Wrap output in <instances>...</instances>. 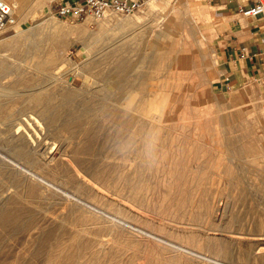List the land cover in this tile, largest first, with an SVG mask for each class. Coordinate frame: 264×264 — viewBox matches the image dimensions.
<instances>
[{"label":"rangeland","instance_id":"obj_1","mask_svg":"<svg viewBox=\"0 0 264 264\" xmlns=\"http://www.w3.org/2000/svg\"><path fill=\"white\" fill-rule=\"evenodd\" d=\"M156 1L154 10L146 4L129 15L87 18L91 31L102 29L103 36L87 50L81 42L67 45L53 63L47 61L52 49L26 46L29 31L45 19L64 27L87 20L53 15L55 0L42 17L19 13L17 25L27 28L26 36H17V25L0 33V190L7 192L0 201L6 199L4 208L15 215L0 225V264H55L59 258L56 264H264V63L256 73L250 68L242 75L247 62L240 54L225 59L248 34L235 31L247 28V19L238 14L235 0ZM145 24L150 31L163 33L166 27L172 33L161 40L160 102L157 82L143 83L137 74L153 72L141 55L157 46L146 36V44H137L143 32L122 39ZM13 38L18 43L7 45ZM186 53L187 61L182 60ZM116 56L130 58L138 69L133 72L138 89L149 87L142 108L159 116L155 125L148 114L142 129L130 121L126 103H138L139 95L121 94L107 81ZM129 75L123 80L133 78ZM66 91L74 98L69 100ZM84 100L94 102L97 137H84L77 125L63 129L60 121L57 127L47 123V106L78 109ZM4 155L132 226L68 200ZM29 221L32 228L13 230Z\"/></svg>","mask_w":264,"mask_h":264},{"label":"bare ground","instance_id":"obj_2","mask_svg":"<svg viewBox=\"0 0 264 264\" xmlns=\"http://www.w3.org/2000/svg\"><path fill=\"white\" fill-rule=\"evenodd\" d=\"M11 5H12V7H13V9H12V19H13V23H12V27L13 26H15V25H17V19H18V15H19V13H21V12H24V11H28V13H29V16L28 17H34V18H36V17H40L41 15H43L44 13H46V12H48L49 11V9H48V7H47V5H48V3L51 1V0H7ZM148 5H149V9L150 10H154L155 8H157V6H158V3H157V1L156 0H151V1H149L148 3H147ZM192 10V9H191ZM27 13V12H26ZM25 14V13H24ZM111 14H114V13H111ZM111 14H107L106 16H108V15H111ZM177 14V13H176ZM178 15V14H177ZM106 16H104L103 18H105ZM179 16V15H178ZM42 17V16H41ZM90 18L92 17V18H94V19H98V18H95V17H93V16H89ZM89 17H87V18H89ZM86 18V19H87ZM102 18V19H103ZM92 20V19H91ZM19 21V20H18ZM166 21V20H165ZM164 21V22H165ZM186 21V20H185ZM89 22H90V19H87L86 20V22H84V24H80V25H78V26H73V27H64L63 25H61V24H59L58 22H56L55 20H50V19H45V20H43L40 24H39V29L38 30H35V31H29V33L27 34V36H26V32H27V28H24V26H22L21 24V22L19 21L18 22V25H17V28H18V30H17V36L18 37H20V36H26V46L27 47H29L30 49H32V50H36V49H42V51H43V49H47V47L48 48H50V49H52L53 51L52 52H50L49 54H48V56H47V61H48V63H53L54 61H57L58 60V58H59V55L63 52V50L65 49V47L67 46V45H72V44H74V43H76V42H81L82 44H83V48L84 49H89L90 47H91V45H93L92 44V42L94 41V40H97V39H99V38H101L102 36H103V31H102V29H99L98 31H96V32H93V31H91V29H90V27H89ZM167 22H168V20H167ZM166 23V22H165ZM91 24V23H90ZM164 24V23H163ZM167 24H169V23H167ZM170 25V24H169ZM162 29H164L162 32L163 33H156L155 32V30H149L148 29V27H146V24L145 25H142V26H140V27H137V28H133V30H132V32H130V33H127V34H124L123 35V37H122V39H124V40H126L127 41V39H129V37L128 36H130L131 34H133V33H141V32H143V36H138L137 38H135V41L137 42V44H139V45H143V43H145L144 42V38H145V36H146V38H148V41H151L153 44L152 45H154V47L155 46H157L156 48H155V52H153V53H146V54H144V55H141V59H142V61L145 59V58H147L152 64H153V67H154V70H153V72L152 73H147V72H145V71H139L137 74H140V76H141V79L143 80V83H145L146 82V80L147 79H152L151 81H156L157 82V84L156 85H154V87H155V90H156V92H157V95H156V93H155V97H156V99H157V101L155 100V99H153L154 101H156V102H158L159 101V98H160V93H159V90H160V87H159V84H161V82L159 83V79H161V78H159L158 79V72H159V66H158V62H159V60L163 57L162 56V54H161V49H162V46H163V41L161 42V40L162 39H166V37H167V39H169V37L170 36H167V35H171L172 33H171V31L170 30H166V27H164V28H162ZM161 32V31H160ZM167 34V35H166ZM137 36V35H136ZM135 36V37H136ZM165 37V38H164ZM134 38V37H133ZM153 38V39H152ZM188 38V37H187ZM186 38V39H187ZM121 39V40H122ZM120 40V41H121ZM189 40V39H188ZM199 40V39H198ZM146 41V40H145ZM195 41V40H194ZM16 39H11V40H9L8 42H7V45H11V44H13V43H15L16 44ZM133 42V41H132ZM199 42V44H200V41H198ZM197 42V43H198ZM5 43H6V41H5ZM18 43V42H17ZM20 43H22L23 44V42H20ZM147 43V42H146ZM145 43V44H146ZM195 43V42H194ZM47 44H48V46H47ZM144 44V46L143 47H145L146 45ZM196 44V43H195ZM196 46V45H195ZM199 46H201V44L199 45ZM194 47V46H193ZM139 48H140V46H139ZM177 48V47H176ZM200 49H202L203 50V47L201 46V47H199ZM105 49V48H104ZM147 49V48H146ZM182 49H183V47H182ZM141 50V49H140ZM153 50V49H152ZM152 50L150 51V52H152ZM37 51V50H36ZM142 51H144V50H142ZM101 52H103V51H101ZM183 52V51H182ZM34 53V52H33ZM112 53V52H111ZM137 53V52H136ZM40 54V53H39ZM115 54V53H114ZM187 55L186 56H184V54H182L184 57L182 58V60H185V61H187V59H188V55H189V53H186ZM193 55V54H192ZM42 56V55H41ZM111 57V56H110ZM182 57V56H181ZM115 59V58H114ZM133 59V58H132ZM178 60V59H177ZM164 61V60H163ZM108 62H110V58L108 59ZM133 62H135V61H133ZM182 63V62H181ZM72 64V63H71ZM163 64H164V62H163ZM183 64V63H182ZM37 65H40V64H37ZM136 65H138V64H136ZM168 65V64H167ZM187 65V64H186ZM73 66H74V68H77V65L76 64H73ZM164 66V65H163ZM169 66V65H168ZM183 66L184 67H186L184 64H183ZM195 66V65H194ZM187 68H188V66H187ZM186 68V69H187ZM6 69V68H5ZM135 67L133 68V66H132V61H131V59L130 58H128V57H122V56H116V59H115V61H114V64H113V66L112 67H110V69H109V71H108V73L107 74H105V76H106V79H107V81L109 82V83H111V84H113V85H115V86H117V88L119 89V93H124L125 94V92H130V94H135L134 95V97L135 96H137L136 94H138L139 95V99H138V103H134V102H132L131 100H129L127 103H126V105L128 106V110H129V112H130V114H131V116H130V118H131V120L130 121H134V122H136L139 126H140V128L142 129V125H143V123H144V119H145V117L147 116V112H145V108L143 107L142 108V105H143V103L145 102V100H146V94H144V91L145 90H148L149 89V87L147 86H144L143 87V89H140V87H139V89H138V87L136 86V82H135V78H134V76H136L134 73H135V70L136 71H138V69H135ZM189 69V68H188ZM11 70V69H10ZM104 70V69H103ZM103 70L101 71L100 70V74H104V72H103ZM197 71V70H196ZM4 72V71H3ZM134 72V73H133ZM162 72V71H161ZM173 72V71H172ZM5 73H7V72H5ZM125 73H129L130 75L129 76H131L132 75V77L133 78H130V79H127V80H123V75L125 74ZM187 73V72H186ZM161 74H163V73H161ZM172 75V74H171ZM165 76V75H164ZM160 77V76H159ZM59 79V78H58ZM164 79V78H163ZM122 80H123V82H122ZM171 80V79H170ZM53 82V81H52ZM91 84V83H90ZM33 86V85H32ZM94 86V85H93ZM163 86H164V84H163ZM173 87V86H172ZM162 89V88H161ZM164 90H165V88H163ZM36 90V89H35ZM138 90H140V92L138 91ZM24 91V90H23ZM32 91V90H31ZM33 92V91H32ZM49 92V91H48ZM53 92V91H52ZM66 92H69V91H66ZM145 92H147V91H145ZM50 93V92H49ZM54 93V92H53ZM64 93V92H63ZM24 94V93H23ZM34 94H37V91H34ZM58 94V93H57ZM67 94V93H66ZM128 94V93H127ZM169 94H170V92H169ZM17 96V95H16ZM53 96H55V95H53ZM57 96V95H56ZM59 96V95H58ZM64 96V95H63ZM67 96H69L70 97V99L69 100H71V98L73 99L74 98V96H75V93L74 92H69L68 94H67ZM125 97H126V95H124ZM170 96V95H169ZM154 97V98H155ZM66 98V97H65ZM68 98V97H67ZM131 98V97H130ZM48 99V98H47ZM51 99V98H50ZM162 99V98H161ZM166 99V98H165ZM49 100V99H48ZM127 100V99H126ZM163 100V99H162ZM167 100H168V98H167ZM52 100H50V102H51ZM161 101V100H160ZM159 101V102H160ZM165 101V100H164ZM48 102V101H47ZM49 102V103H50ZM53 103V102H52ZM69 103L71 104V102L69 101ZM165 103V102H164ZM167 103H168V101H167ZM56 104V103H55ZM65 104V103H64ZM64 104H61L62 105V107H65L64 106ZM70 104H67V105H70ZM72 104H74V103H72ZM44 105H46V104H44ZM43 105V106H44ZM53 105H54V103H53ZM60 105V104H59ZM58 105V106H59ZM77 105H78V103H77ZM147 105V104H146ZM161 105H162V102H161ZM170 105V104H169ZM173 105V104H172ZM47 106V105H46ZM45 106V107H46ZM50 106V107H49ZM49 106H47L48 107V109L47 108H45L44 110V115L46 116V120H47V123L49 124V125H55V123L57 124H59V121H60V124H61V126H62V128L63 129H70L73 125H77L76 127H79V128H84L83 130L86 132V133H84V137H89V139H90V137L91 138H93V137H97V135L96 136H94L95 135V130L93 129V125H95V123L97 122V120H98V115L96 114V112H95V108H94V102L93 101H90V100H84L83 102H80V104H79V106L77 107L78 109H72V108H70L69 106L68 107H66L65 109H62V110H58V109H56V108H54V107H51L52 105H49ZM145 106V105H144ZM160 106V105H159ZM166 107V106H165ZM164 107V108H165ZM59 108V107H58ZM169 108V107H168ZM163 109V108H162ZM41 110H42V108H41ZM127 110V109H126ZM40 111V110H39ZM152 111V110H151ZM164 112V111H163ZM170 112V111H169ZM8 113H10V112H8ZM103 113V112H102ZM172 113V112H171ZM12 114V113H11ZM129 115V114H128ZM148 116H152L151 117V120L153 121V124L155 125V122H157V118L159 117V116H153V115H151V114H148ZM161 116V115H160ZM162 117H164V116H162ZM34 118V117H33ZM36 118V117H35ZM170 118V117H169ZM4 119V118H3ZM44 121H45V118L43 119ZM110 121V120H109ZM152 121H151V124H152ZM159 122V121H158ZM127 124V123H126ZM163 124V123H162ZM128 125V124H127ZM133 125V124H132ZM106 126V125H105ZM111 126V125H110ZM54 127H57L56 125L54 126ZM157 127V126H156ZM26 128V127H25ZM86 128H88L87 130H86ZM122 128V127H121ZM130 129V128H129ZM131 129H132V127H131ZM137 129V128H136ZM159 129V128H158ZM51 130H52V128H51ZM82 130V131H83ZM94 130V131H93ZM28 131H29V129H28ZM48 131V134L49 133H51V131L49 132V130H47ZM83 131V132H84ZM144 131V130H143ZM18 132V131H17ZM134 132V131H133ZM28 133V132H27ZM55 133V132H54ZM82 133V132H81ZM141 133V132H140ZM74 134V133H73ZM142 134V133H141ZM146 134V133H145ZM55 135V134H54ZM156 135V134H155ZM106 136H109V135H106ZM159 136V135H158ZM37 137V136H36ZM160 137V136H159ZM161 138V137H160ZM197 138V137H196ZM195 138V139H196ZM28 139V138H27ZM148 139V138H147ZM154 139V138H153ZM162 139V138H161ZM30 140V139H29ZM32 140L33 141H36L34 138H32ZM104 140V139H103ZM152 140V139H151ZM169 140V139H168ZM47 141H49V140H47ZM161 142V141H160ZM154 143V142H153ZM156 143V142H155ZM180 143V142H179ZM156 144H158V142L156 143ZM160 144V143H159ZM146 145V144H145ZM162 145V144H161ZM152 146H153V144H152ZM164 146V145H163ZM26 152V151H25ZM27 153V152H26ZM144 153V152H143ZM143 153H142V155H143ZM147 154V152L146 153H144V155L143 156H145ZM46 155V154H45ZM150 156V155H149ZM4 157L5 158H7L16 168H19V169H21L26 175H28V176H35V177H38V180H40L41 182H43V183H45V185L46 186H48V187H50V189H53L54 191H56V192H58V193H61L62 195H64L66 198H68V200H71V201H73V202H75V203H77V204H81V205H84V206H86L87 208H89V210H91L92 212H94V213H97V214H99V215H102V216H105V217H107L108 219H111L112 221H115V222H117L118 224H121V225H127V226H132V225H129L128 223H126L125 222V220H123V219H121V218H119L117 215H113V214H109V213H107V212H105V211H102V210H100V209H98L97 208V206L96 205H93V204H91V203H89V202H87L86 200H83L82 198H80V197H78V195H75V194H73V193H69V192H67V191H63V190H61V189H59L58 187H56L55 185H54V183H51L50 181H48L43 175H37L36 174V172H34V171H32L31 169H29V168H27V167H25V166H23L22 164H21V162H18V161H16L15 159H11V158H8V157H6L5 155H4ZM146 157V156H145ZM32 164V163H31ZM177 166V165H176ZM171 167V166H170ZM151 169H152V166H151ZM179 170V169H178ZM172 172V171H171ZM186 172V171H185ZM198 173H200V172H198ZM190 174V173H189ZM177 175H178V173H177ZM185 176V175H184ZM191 176V175H190ZM34 177V178H35ZM185 178V177H184ZM189 178V177H188ZM37 179V178H36ZM178 180H179V178H178ZM186 180V179H185ZM184 180H182V182H183ZM190 183V182H189ZM179 184H181V183H179ZM182 184H184V183H182ZM2 185H3V183H2ZM8 185V184H7ZM11 185V184H10ZM9 185V186H10ZM194 185V184H193ZM4 186H6V184L4 185ZM3 186V187H4ZM179 186V185H178ZM182 186V185H181ZM188 186H189V184H188ZM2 187V188H3ZM8 187V186H7ZM187 187V186H186ZM192 187V186H191ZM195 187V186H194ZM193 187V188H194ZM6 188V187H5ZM10 188V187H9ZM184 189V188H183ZM192 190V189H191ZM7 191H8V188H7ZM33 191H35V190H33ZM0 197L2 196V195H4V193H7L6 192V190L5 191H3V189H1L0 190ZM28 193V192H27ZM200 194V193H199ZM13 195V194H12ZM193 197V196H192ZM30 198V197H29ZM194 200V199H193ZM7 200L6 199H3V200H1L0 201V225L1 226H5L6 224L3 222L4 220H6L9 216H15V215H11L10 213H8V211L4 208L5 206H8V204H7ZM9 203H10V201H9ZM11 204V203H10ZM64 207H65V205H64ZM223 207V206H222ZM5 211H7L6 213H5ZM31 215V214H30ZM33 216V215H32ZM28 217H30V216H28ZM34 217V216H33ZM14 219H16L17 217H13ZM32 218V217H31ZM31 218H29V219H31ZM9 219V218H8ZM35 219V218H34ZM33 221V220H32ZM32 221H29V223H27V224H25V227L24 226H22V225H20V224H22V223H20V224H14V227H13V230H15V229H20V228H23V230H26L27 228H30L32 225H33V222ZM16 222V221H15ZM24 225V224H23ZM31 225V226H30ZM35 225V224H34ZM9 228V227H8ZM32 228V227H31ZM135 229V228H134ZM49 233V232H48ZM48 233H46V234H48ZM30 234V233H29ZM151 236V235H150ZM154 237V236H153ZM156 237V236H155ZM24 238V237H23ZM60 238V237H59ZM157 239H158V237H157ZM160 239V238H159ZM161 240V239H160ZM62 241V240H61ZM92 241V240H91ZM162 241V240H161ZM163 242V241H162ZM165 243H167L168 245H172L173 247H176V248H180V246L179 245H174V244H172V243H168L167 241H164ZM58 243V242H57ZM72 243V242H71ZM70 243V244H71ZM78 243V242H77ZM93 243V242H92ZM96 243V242H95ZM100 243V242H99ZM60 244H62V242H60ZM63 245H64V243H63ZM73 245V244H72ZM90 245H92V244H90ZM42 246H44L43 244H42ZM41 246V247H42ZM74 246V245H73ZM76 246V248H77V245H75ZM85 246V245H84ZM82 247V248H86V246L85 247ZM93 246V248H94V245H92ZM95 246H98V244L96 245L95 244ZM54 247V246H53ZM52 247V248H53ZM44 248V247H43ZM51 248V247H50ZM49 248V249H50ZM51 248V249H52ZM79 248V247H78ZM92 248V249H93ZM55 249H56V247H55ZM63 249H65V248H63ZM89 249V248H88ZM87 249V250H88ZM98 249H99V246H98V248L97 249H95V250H97L98 251ZM103 249H104V247H103ZM181 249H182V247H181ZM47 250V249H46ZM54 249H52V251H53ZM78 250V249H77ZM82 250V249H81ZM183 250V249H182ZM186 252L188 251L187 249H184ZM61 251V250H60ZM79 251V250H78ZM84 251H86V249L85 250H83V252L82 253H84ZM90 251L92 252V250H91V248H90ZM89 251V252H90ZM57 252V251H56ZM62 252V251H61ZM80 252V251H79ZM90 252V253H91ZM42 253V252H41ZM53 253H55V252H53ZM57 253H60L59 251L57 252ZM57 253H56V258H57ZM81 253V254H82ZM86 253H88V252H86ZM85 253V254H86ZM99 253V252H98ZM101 253H102V251H101ZM51 254V253H50ZM62 254H63V252H62ZM92 254V253H91ZM97 254V253H96ZM109 254V253H108ZM60 255V254H59ZM70 255V254H69ZM79 255H80V253H79ZM102 255V254H101ZM110 255V254H109ZM198 255V254H197ZM54 256V255H53ZM62 256H65V255H62ZM61 256V258L62 259H65V258H63ZM94 256V257H93ZM92 257L95 259H97V257L95 256V254L93 255ZM106 256V255H105ZM68 257V256H67ZM70 257H71V255H70ZM69 257V258H70ZM102 257V256H101ZM109 257V256H108ZM200 257H202V256H200ZM48 258V257H47ZM69 258H66V259H68V261H69ZM80 258V257H79ZM81 258H83L82 256H81ZM86 258V257H85ZM92 258V259H93ZM107 258V257H106ZM204 260L205 259H208V257H204L203 258ZM49 260V259H48ZM56 260V259H55ZM59 260H61L60 258H59ZM59 260H57V262L59 261ZM73 260V259H72ZM71 260V261H72ZM100 260V259H99ZM102 260V259H101ZM211 260V259H210ZM209 260V261H210ZM66 261V260H65ZM96 261V260H95ZM51 262V261H50ZM57 262H55V264L57 263ZM60 262V261H59ZM100 262V261H99ZM102 262H104V260L102 261ZM108 262V261H107ZM45 263H47V262H45ZM52 263V262H51ZM90 263V262H89ZM97 263H98V261H97ZM112 263V262H111ZM217 263H218V261H217ZM220 263V262H219ZM52 264H54V263H52ZM60 264V263H59ZM71 264H72V262H71ZM95 264V263H94ZM106 264V263H105ZM112 264H114V263H112ZM216 264V263H215Z\"/></svg>","mask_w":264,"mask_h":264},{"label":"built area","instance_id":"obj_3","mask_svg":"<svg viewBox=\"0 0 264 264\" xmlns=\"http://www.w3.org/2000/svg\"><path fill=\"white\" fill-rule=\"evenodd\" d=\"M151 0H55L53 15L65 21H80L89 16L101 19L107 14H133L142 9ZM249 5L239 3L236 10L247 18L264 16V0H250ZM12 5L7 0H0V33L12 27ZM264 56V48L252 52L247 46H242V58Z\"/></svg>","mask_w":264,"mask_h":264},{"label":"crops","instance_id":"obj_4","mask_svg":"<svg viewBox=\"0 0 264 264\" xmlns=\"http://www.w3.org/2000/svg\"><path fill=\"white\" fill-rule=\"evenodd\" d=\"M234 7L237 8L239 3H243L245 6L251 3L250 0H235ZM239 14V13H238ZM244 17V16H243ZM247 28L239 27L235 31L245 32L248 30V34L244 39H237V45L233 48L232 53L229 50L225 53V59H236L238 56L240 57V49L242 46H247L252 52L260 51L264 48V16L256 17V18H247ZM250 36V37H249ZM240 37V36H239ZM248 38V39H246ZM234 52V53H233ZM242 59L243 61L247 62V65H244L241 69L242 75L245 73H250V68H252L253 73H256V70L259 71V67L264 63V56L262 54H258L254 57H247ZM252 73V72H251Z\"/></svg>","mask_w":264,"mask_h":264}]
</instances>
